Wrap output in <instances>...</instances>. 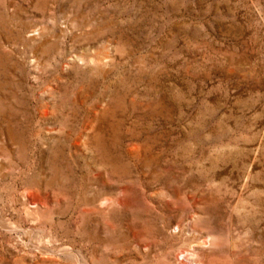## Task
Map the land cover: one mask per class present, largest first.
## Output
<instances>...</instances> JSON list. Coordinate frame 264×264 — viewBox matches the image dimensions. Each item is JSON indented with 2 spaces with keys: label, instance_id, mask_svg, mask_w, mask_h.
Segmentation results:
<instances>
[{
  "label": "rangeland",
  "instance_id": "1",
  "mask_svg": "<svg viewBox=\"0 0 264 264\" xmlns=\"http://www.w3.org/2000/svg\"><path fill=\"white\" fill-rule=\"evenodd\" d=\"M179 249L264 264V0H0V264Z\"/></svg>",
  "mask_w": 264,
  "mask_h": 264
},
{
  "label": "bare ground",
  "instance_id": "2",
  "mask_svg": "<svg viewBox=\"0 0 264 264\" xmlns=\"http://www.w3.org/2000/svg\"><path fill=\"white\" fill-rule=\"evenodd\" d=\"M193 218V217H191ZM180 225L178 224V227ZM188 228H190V222L188 223ZM196 252L195 250L187 251L185 249H179L177 254L175 255V264H192V259L195 257Z\"/></svg>",
  "mask_w": 264,
  "mask_h": 264
}]
</instances>
